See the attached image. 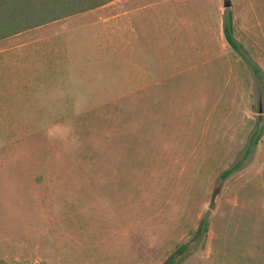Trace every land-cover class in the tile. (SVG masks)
Masks as SVG:
<instances>
[{
	"label": "rangeland",
	"instance_id": "rangeland-1",
	"mask_svg": "<svg viewBox=\"0 0 264 264\" xmlns=\"http://www.w3.org/2000/svg\"><path fill=\"white\" fill-rule=\"evenodd\" d=\"M227 1L47 27L72 63L0 107V264H264V0Z\"/></svg>",
	"mask_w": 264,
	"mask_h": 264
},
{
	"label": "crops",
	"instance_id": "crops-1",
	"mask_svg": "<svg viewBox=\"0 0 264 264\" xmlns=\"http://www.w3.org/2000/svg\"><path fill=\"white\" fill-rule=\"evenodd\" d=\"M69 17L0 38V107H4L8 113L12 111L11 108L22 107V104L14 103L18 98L23 101L35 98L36 85L40 87L43 73L54 76L62 72L63 65L68 67L72 63L66 34L55 36L47 28Z\"/></svg>",
	"mask_w": 264,
	"mask_h": 264
},
{
	"label": "trees",
	"instance_id": "trees-1",
	"mask_svg": "<svg viewBox=\"0 0 264 264\" xmlns=\"http://www.w3.org/2000/svg\"><path fill=\"white\" fill-rule=\"evenodd\" d=\"M111 1L113 0H0V38L54 20L79 14L100 7ZM224 32L232 48L248 60L242 46L234 35L230 20L225 21ZM254 69L259 73L257 67H254ZM256 135L254 144L259 142L262 133L258 132ZM238 166L239 164H236L224 170L222 176L228 177ZM205 223L206 221L203 219L200 230L206 227ZM173 257L168 258L164 264H170Z\"/></svg>",
	"mask_w": 264,
	"mask_h": 264
},
{
	"label": "water",
	"instance_id": "water-1",
	"mask_svg": "<svg viewBox=\"0 0 264 264\" xmlns=\"http://www.w3.org/2000/svg\"><path fill=\"white\" fill-rule=\"evenodd\" d=\"M225 6H230V2L229 1H227V0H225ZM218 187L214 190V192H213V196H212V200H211V203H210V208H213L214 207V205H215V197H216V195H217V193H218Z\"/></svg>",
	"mask_w": 264,
	"mask_h": 264
}]
</instances>
